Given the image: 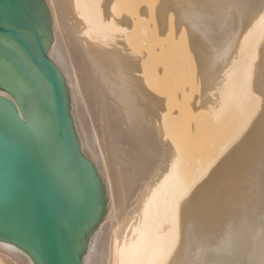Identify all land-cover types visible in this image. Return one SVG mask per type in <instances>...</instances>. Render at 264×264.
<instances>
[{
    "label": "bare ground",
    "instance_id": "obj_1",
    "mask_svg": "<svg viewBox=\"0 0 264 264\" xmlns=\"http://www.w3.org/2000/svg\"><path fill=\"white\" fill-rule=\"evenodd\" d=\"M46 2L95 116L107 264H264V0Z\"/></svg>",
    "mask_w": 264,
    "mask_h": 264
},
{
    "label": "water",
    "instance_id": "obj_2",
    "mask_svg": "<svg viewBox=\"0 0 264 264\" xmlns=\"http://www.w3.org/2000/svg\"><path fill=\"white\" fill-rule=\"evenodd\" d=\"M46 0H0V242L18 264H107L95 116Z\"/></svg>",
    "mask_w": 264,
    "mask_h": 264
},
{
    "label": "rangeland",
    "instance_id": "obj_3",
    "mask_svg": "<svg viewBox=\"0 0 264 264\" xmlns=\"http://www.w3.org/2000/svg\"><path fill=\"white\" fill-rule=\"evenodd\" d=\"M195 94H197V92H195Z\"/></svg>",
    "mask_w": 264,
    "mask_h": 264
}]
</instances>
